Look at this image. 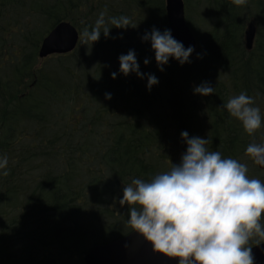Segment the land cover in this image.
<instances>
[{"label": "trees", "instance_id": "16d2710c", "mask_svg": "<svg viewBox=\"0 0 264 264\" xmlns=\"http://www.w3.org/2000/svg\"><path fill=\"white\" fill-rule=\"evenodd\" d=\"M112 1L0 0V154L8 157V174L0 173V264L82 263L92 246L132 232L123 188L179 163L183 130L209 139V150L247 157L253 137L223 105L246 91L264 114V0H184L197 47L191 62L170 58L163 71L142 37L153 26L168 28L166 0ZM101 12L106 20L127 15L136 26L109 21V36L39 58L57 23L70 21L83 42ZM250 21L257 33L248 50ZM130 49L141 71L158 77L151 90L147 75L119 72V56ZM204 81L213 94L194 92ZM255 139L264 141V127ZM248 160L251 178L264 181Z\"/></svg>", "mask_w": 264, "mask_h": 264}, {"label": "clouds", "instance_id": "9594fccd", "mask_svg": "<svg viewBox=\"0 0 264 264\" xmlns=\"http://www.w3.org/2000/svg\"><path fill=\"white\" fill-rule=\"evenodd\" d=\"M237 6L248 0H231ZM101 12L95 25L86 28L84 36L92 44L101 33L110 35L113 26L127 28L131 23L127 15L112 16L106 20ZM103 26V27H102ZM121 35H123L121 33ZM142 39L151 41L158 67L163 71L170 58L181 65L191 62L194 45L185 47L170 28L163 31L153 26ZM199 55V54H198ZM119 72L128 75H147V86L159 82L153 73L140 69L137 54L130 49L119 56ZM149 58L144 63L148 64ZM117 72H112L116 78ZM194 92L208 96L215 92L210 81L194 86ZM112 94L106 93L107 98ZM225 107L230 116L238 119L244 130L253 137L245 152L255 164L264 166V141L257 142L256 132L264 127V114L255 98L242 91L231 96ZM187 144L179 163L168 171L156 173L150 180L134 178L123 188L121 205L129 206L128 224L151 242L154 251L168 257H178V264H255L249 241L264 240V181L248 175V165L219 150H209V139L181 132ZM8 157L0 154V173L8 174Z\"/></svg>", "mask_w": 264, "mask_h": 264}, {"label": "water", "instance_id": "95a60500", "mask_svg": "<svg viewBox=\"0 0 264 264\" xmlns=\"http://www.w3.org/2000/svg\"><path fill=\"white\" fill-rule=\"evenodd\" d=\"M168 26L173 36L185 47L197 46V40L186 20L184 0H166ZM256 24L251 21L245 30V42L252 49L256 37ZM80 40L79 30L69 21L56 24L43 39L39 58L73 52ZM261 170L264 166L258 165ZM255 264H264V243L253 247ZM84 264H178V257H168L154 251L152 244L141 234L132 231L123 237L90 248L83 256Z\"/></svg>", "mask_w": 264, "mask_h": 264}, {"label": "rangeland", "instance_id": "374dc122", "mask_svg": "<svg viewBox=\"0 0 264 264\" xmlns=\"http://www.w3.org/2000/svg\"><path fill=\"white\" fill-rule=\"evenodd\" d=\"M114 4H118L119 2H120V0H115V1H112ZM193 3H195V4H193ZM196 4H197V2L196 1H193L192 3H191V5H190V8H191V14L193 15V18H195V19H197V18H199V16H198V14H197V6H196ZM186 15H187V10H186ZM82 40L83 39H81V41H80V44H79V47L78 48H81V45H83V46H85V40L86 39H84V41L82 42ZM82 42V43H81ZM252 160V159H251ZM243 162H249L250 163V161L248 160V155H247V157H243ZM250 171H251V169H249ZM262 174H264V173H262ZM250 177L251 176H254L255 177V174L254 173H252V175L251 174H248ZM264 213H262V222H264ZM254 240H257L258 238H253ZM78 260L79 259H77V260H73L72 262H71V264H84V262H78Z\"/></svg>", "mask_w": 264, "mask_h": 264}, {"label": "flooded vegetation", "instance_id": "af4514ba", "mask_svg": "<svg viewBox=\"0 0 264 264\" xmlns=\"http://www.w3.org/2000/svg\"><path fill=\"white\" fill-rule=\"evenodd\" d=\"M263 220H264V219H263ZM260 243H264V240H261V241L257 242V240L251 239V240L249 241V246H250V247H253V246H255V245H257V244H260Z\"/></svg>", "mask_w": 264, "mask_h": 264}]
</instances>
